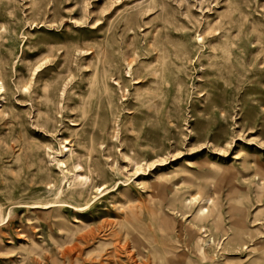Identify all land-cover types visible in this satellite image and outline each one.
<instances>
[{
    "label": "rangeland",
    "instance_id": "374dc122",
    "mask_svg": "<svg viewBox=\"0 0 264 264\" xmlns=\"http://www.w3.org/2000/svg\"><path fill=\"white\" fill-rule=\"evenodd\" d=\"M0 78V264H264V0H0Z\"/></svg>",
    "mask_w": 264,
    "mask_h": 264
},
{
    "label": "bare ground",
    "instance_id": "6f19581e",
    "mask_svg": "<svg viewBox=\"0 0 264 264\" xmlns=\"http://www.w3.org/2000/svg\"><path fill=\"white\" fill-rule=\"evenodd\" d=\"M148 4V3H147ZM152 10V8H149L148 10H146L147 12H150ZM116 11V10H115ZM201 40V36H198V41H200ZM206 46V45H205ZM230 54V53H229ZM228 55V54H227ZM158 56V55H157ZM195 60V59H194ZM255 62V61H254ZM165 63V62H164ZM131 67V66H130ZM130 67H128V69L130 68ZM40 69V68H39ZM131 69V68H130ZM128 74V76L127 77H131L132 75H131V71H129V72H127ZM108 74V73H107ZM118 84V83H117ZM180 89V88H179ZM3 92H5V86H4V84H3V82H2V79L0 78V93H3ZM201 96H203V94L201 95ZM60 164L62 165L63 163L62 162H60ZM81 169L82 170V168L80 167V165L79 166H77V169ZM79 172V171H78ZM73 179H74V182L76 183L75 185H74V188H73V190H74V193L76 194V195H81L83 192H82V188H84V186L88 183V181H90L88 178H85V177H83L82 175H80V174H78L77 172L76 173H74L73 175ZM88 185V184H87ZM86 187V186H85ZM204 212H202L201 213V215L203 214Z\"/></svg>",
    "mask_w": 264,
    "mask_h": 264
}]
</instances>
